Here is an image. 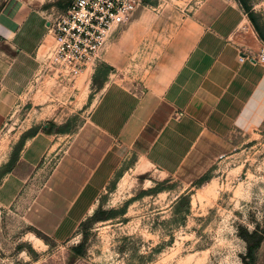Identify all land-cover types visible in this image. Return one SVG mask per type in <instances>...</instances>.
Segmentation results:
<instances>
[{
	"label": "rangeland",
	"instance_id": "obj_1",
	"mask_svg": "<svg viewBox=\"0 0 264 264\" xmlns=\"http://www.w3.org/2000/svg\"><path fill=\"white\" fill-rule=\"evenodd\" d=\"M9 1L0 0V14ZM72 1L50 0L42 17L51 20ZM197 1L142 0L98 58L72 80L46 66L53 41L45 34L36 51L44 76L24 92L0 130V264H264V125L236 133L235 150L191 184L122 167L64 241L44 236L22 219L27 199L84 122L99 88L110 79L140 83L170 28ZM236 1L264 35V0ZM136 17L141 25L126 32ZM253 32L259 49L264 43L254 27ZM7 42L1 32V54L11 52ZM38 134L52 138V147L38 163L36 182L27 183L8 206L11 198L2 187L23 169L22 147Z\"/></svg>",
	"mask_w": 264,
	"mask_h": 264
},
{
	"label": "crops",
	"instance_id": "obj_2",
	"mask_svg": "<svg viewBox=\"0 0 264 264\" xmlns=\"http://www.w3.org/2000/svg\"><path fill=\"white\" fill-rule=\"evenodd\" d=\"M49 1L10 0L0 14V33L12 49L0 53V130L44 76L36 51L48 32L42 14ZM186 11L140 83L110 79L99 88L84 122L27 199L22 219L28 226L64 241L122 167L191 184L235 150L236 133L264 125V67L254 60L260 41L240 5L198 0ZM140 25L134 21L126 32ZM52 142L38 134L24 144L23 169L2 187L8 206L36 182Z\"/></svg>",
	"mask_w": 264,
	"mask_h": 264
},
{
	"label": "built area",
	"instance_id": "obj_3",
	"mask_svg": "<svg viewBox=\"0 0 264 264\" xmlns=\"http://www.w3.org/2000/svg\"><path fill=\"white\" fill-rule=\"evenodd\" d=\"M142 0H73L48 21L53 45L47 67L75 79L100 55L112 33L126 23ZM264 67V45L254 58Z\"/></svg>",
	"mask_w": 264,
	"mask_h": 264
},
{
	"label": "trees",
	"instance_id": "obj_4",
	"mask_svg": "<svg viewBox=\"0 0 264 264\" xmlns=\"http://www.w3.org/2000/svg\"><path fill=\"white\" fill-rule=\"evenodd\" d=\"M247 15H248V18L251 21L253 27H254V30L257 33L259 39L264 43V35L262 34V32L260 31L259 27L257 26L254 18L249 13ZM251 237H256V232L252 233ZM261 242H262V238H258L257 245H256L257 248L260 246ZM251 253H252V249H251V246H249V243H248V256H250V260H251V262H253L254 260L251 257Z\"/></svg>",
	"mask_w": 264,
	"mask_h": 264
}]
</instances>
